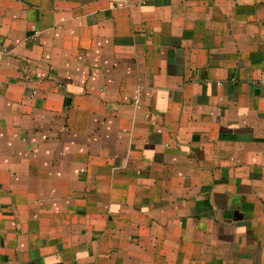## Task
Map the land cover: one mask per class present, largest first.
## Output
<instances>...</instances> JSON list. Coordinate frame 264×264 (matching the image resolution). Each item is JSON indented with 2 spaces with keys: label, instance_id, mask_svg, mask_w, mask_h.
<instances>
[{
  "label": "crops",
  "instance_id": "1",
  "mask_svg": "<svg viewBox=\"0 0 264 264\" xmlns=\"http://www.w3.org/2000/svg\"><path fill=\"white\" fill-rule=\"evenodd\" d=\"M264 0H0V264H264Z\"/></svg>",
  "mask_w": 264,
  "mask_h": 264
},
{
  "label": "built area",
  "instance_id": "2",
  "mask_svg": "<svg viewBox=\"0 0 264 264\" xmlns=\"http://www.w3.org/2000/svg\"><path fill=\"white\" fill-rule=\"evenodd\" d=\"M262 81V83H264V79L263 80H261Z\"/></svg>",
  "mask_w": 264,
  "mask_h": 264
}]
</instances>
